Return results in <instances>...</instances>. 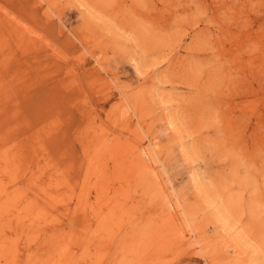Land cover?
<instances>
[{"label": "rangeland", "instance_id": "374dc122", "mask_svg": "<svg viewBox=\"0 0 264 264\" xmlns=\"http://www.w3.org/2000/svg\"><path fill=\"white\" fill-rule=\"evenodd\" d=\"M0 264H264V0H0Z\"/></svg>", "mask_w": 264, "mask_h": 264}]
</instances>
